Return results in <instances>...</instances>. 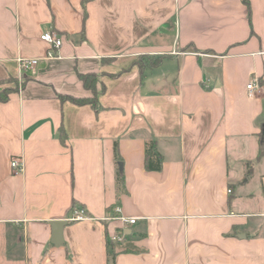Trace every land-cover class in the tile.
<instances>
[{"label": "crops", "instance_id": "1", "mask_svg": "<svg viewBox=\"0 0 264 264\" xmlns=\"http://www.w3.org/2000/svg\"><path fill=\"white\" fill-rule=\"evenodd\" d=\"M248 2L0 0V80L18 81L0 102V264H264V0ZM47 30L62 44L44 59Z\"/></svg>", "mask_w": 264, "mask_h": 264}, {"label": "built area", "instance_id": "2", "mask_svg": "<svg viewBox=\"0 0 264 264\" xmlns=\"http://www.w3.org/2000/svg\"><path fill=\"white\" fill-rule=\"evenodd\" d=\"M40 39L47 43L50 48L46 52V55L43 57L44 59H49L55 57L53 53V49H57L61 46L62 44V38L59 36L55 31L52 30H47L44 31L40 34ZM40 58H18V64L19 68L21 70H27L35 66ZM258 82L256 79H251V81L246 85L247 93L248 95L254 94L256 88H258ZM11 167L14 169L15 173H20L23 171V162L20 158H14L10 162ZM230 192V190H228ZM116 215L113 216L112 218H116L120 220L121 222L125 224H133L136 222V218L133 217H125L121 214V209L119 207H116L115 209ZM87 218L86 213L84 209L80 208L74 212L72 217L70 218L71 220H83ZM123 234L119 233L116 235H113L111 238L112 240L119 241L123 238Z\"/></svg>", "mask_w": 264, "mask_h": 264}, {"label": "trees", "instance_id": "3", "mask_svg": "<svg viewBox=\"0 0 264 264\" xmlns=\"http://www.w3.org/2000/svg\"><path fill=\"white\" fill-rule=\"evenodd\" d=\"M86 0H84L85 2ZM243 3H245L249 7V2L248 0H242ZM82 81L86 87H91L93 85L94 77L91 75H81ZM5 82H12L13 85H5L2 88H0V102H4L8 99L9 94L13 91L17 90L18 87V81L17 78L14 77H8L7 79H2L0 80V84H4ZM62 98H67L70 101L76 103V104H84V103H89L93 106H96V97L95 93L92 98H76V97H69V96H63ZM61 138H64V134L61 133ZM261 135V134H260ZM264 143V136H260V151L261 153V146ZM115 155L118 157L117 154V148L114 147ZM119 158V157H118ZM145 167L148 170H160L162 168V156L156 151L153 142L150 141L146 145L145 149ZM117 179L118 183L120 184V187L122 190H124V182H123V176L121 174V171H118L117 173Z\"/></svg>", "mask_w": 264, "mask_h": 264}, {"label": "water", "instance_id": "4", "mask_svg": "<svg viewBox=\"0 0 264 264\" xmlns=\"http://www.w3.org/2000/svg\"><path fill=\"white\" fill-rule=\"evenodd\" d=\"M120 165V164H119ZM63 224H65V221H53L52 223H51V225H52V227H53V236L54 237H58V235H59V231H60V228H61V226L63 225Z\"/></svg>", "mask_w": 264, "mask_h": 264}]
</instances>
